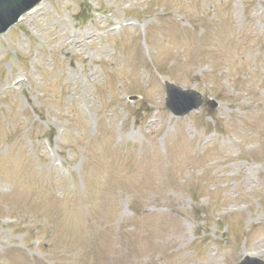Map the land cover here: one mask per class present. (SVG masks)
I'll return each mask as SVG.
<instances>
[{
	"label": "rangeland",
	"instance_id": "374dc122",
	"mask_svg": "<svg viewBox=\"0 0 264 264\" xmlns=\"http://www.w3.org/2000/svg\"><path fill=\"white\" fill-rule=\"evenodd\" d=\"M89 1L97 11L85 23L74 16L77 0H44L0 35V264H94L104 245L83 254L86 219L48 183L96 193L108 177L122 185L118 221L132 226L107 263L207 264L216 249L217 264L264 258V0ZM130 4L144 8L140 27L121 25ZM165 75L183 86L197 79L217 107L171 115ZM212 117L215 128L205 125ZM114 161L127 164L124 176L110 170L123 168ZM135 183L139 219L125 189ZM74 228L80 240L63 234ZM110 233L102 235L111 252Z\"/></svg>",
	"mask_w": 264,
	"mask_h": 264
}]
</instances>
